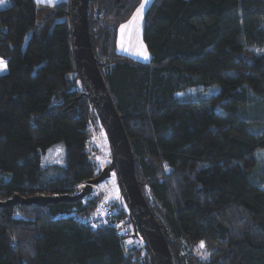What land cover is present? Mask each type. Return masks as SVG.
<instances>
[{
  "label": "trees",
  "instance_id": "obj_1",
  "mask_svg": "<svg viewBox=\"0 0 264 264\" xmlns=\"http://www.w3.org/2000/svg\"><path fill=\"white\" fill-rule=\"evenodd\" d=\"M140 3L89 0L88 32L173 263L264 264V187L253 177L264 150V0H151L145 62L117 51ZM0 59V201L73 195L101 170L91 144L101 125L75 71L68 0L0 6ZM57 145L61 159L46 162ZM100 201L91 191L0 207V264H150L122 199Z\"/></svg>",
  "mask_w": 264,
  "mask_h": 264
},
{
  "label": "water",
  "instance_id": "obj_2",
  "mask_svg": "<svg viewBox=\"0 0 264 264\" xmlns=\"http://www.w3.org/2000/svg\"><path fill=\"white\" fill-rule=\"evenodd\" d=\"M89 0H68V18L72 57L77 77L94 109L104 131L110 162L104 166L96 177L88 180L73 195H35L0 201V207L15 203L44 206L59 201H76L92 191L111 173L115 176L120 197L127 209L128 218L134 236H139L144 243L150 264H174L162 226L148 206L135 176L133 152L105 81L94 56L87 23Z\"/></svg>",
  "mask_w": 264,
  "mask_h": 264
},
{
  "label": "rangeland",
  "instance_id": "obj_3",
  "mask_svg": "<svg viewBox=\"0 0 264 264\" xmlns=\"http://www.w3.org/2000/svg\"><path fill=\"white\" fill-rule=\"evenodd\" d=\"M6 1L7 0H5V3ZM36 1L40 2V0H36ZM58 1L60 0H52L51 3H48L47 0H45V2L42 3L54 4L57 3ZM136 13L137 11L129 19L130 22L133 20V17L136 16ZM130 22L128 24H122L121 26H119L117 32V42H118L117 51L135 60H139L142 62L147 61L148 59L145 60L143 56L139 54L146 51L147 55H149L142 40L143 15H142V19H138L136 23H130ZM125 25L127 27L122 28V26ZM129 25L131 26L130 29H129ZM253 52L258 54L261 53L262 51L253 50ZM0 61L3 60L0 59ZM0 68L4 70V61L3 64L0 65ZM1 71L2 70H0V72ZM91 128H92L91 130L93 131V134L91 135V144L96 151L95 158L99 166L98 169L99 168L102 169L110 162V152H109L108 143L104 131L103 129H101L102 127L100 128L98 125H95V126H91ZM61 157H62V149L58 145L53 146L52 148L47 150L44 154V160L46 162L59 161ZM253 175H254L253 177L257 178V181L259 180L262 181L261 186L264 187V150L257 152V161L253 171ZM92 193L100 197L101 199L100 202H104L108 200L117 201L119 200V198H121L116 185L115 176L113 173H111L109 177L105 178L99 184L94 185L92 187ZM120 224H117V228L118 230L122 231V227H121L122 225ZM129 241L130 240H128V242Z\"/></svg>",
  "mask_w": 264,
  "mask_h": 264
},
{
  "label": "snow or ice",
  "instance_id": "obj_4",
  "mask_svg": "<svg viewBox=\"0 0 264 264\" xmlns=\"http://www.w3.org/2000/svg\"><path fill=\"white\" fill-rule=\"evenodd\" d=\"M40 2H45V0H40ZM47 2L48 3H51L52 0H47ZM147 2H148V0H144V3H142L140 5V7L137 9L136 16L133 17V20L130 23H136L138 19H142L143 10H144L145 4ZM4 3H5V0H0V5H3ZM123 27H127V26L125 25V26H122V28ZM139 54L142 55L145 60H147L149 58L148 55H147V53H146V51L145 52H142V53H139ZM2 64H3V61H0V65H2ZM0 70H3V69L0 68ZM200 247L201 248H204L205 247V244H204L203 241L201 242Z\"/></svg>",
  "mask_w": 264,
  "mask_h": 264
},
{
  "label": "crops",
  "instance_id": "obj_5",
  "mask_svg": "<svg viewBox=\"0 0 264 264\" xmlns=\"http://www.w3.org/2000/svg\"><path fill=\"white\" fill-rule=\"evenodd\" d=\"M150 1L151 0H148V2L145 4V7H144V10H143V13H144V11H145V9H146V7L148 6V4L150 3ZM143 3V0H141V3H140V5ZM140 5L137 7V9L140 7ZM137 9L134 11V13H133V15L135 14V12L137 11ZM132 17V16H131ZM130 22V20H128L126 23H124V24H128ZM130 25H129V29H130ZM117 46H118V42H117ZM148 57H149V55H148ZM149 59V58H148ZM148 61V60H147ZM145 62V61H144Z\"/></svg>",
  "mask_w": 264,
  "mask_h": 264
}]
</instances>
